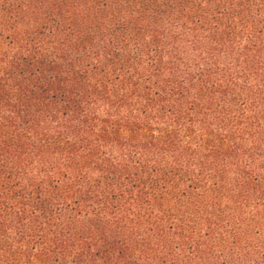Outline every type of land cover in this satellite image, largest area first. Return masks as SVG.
I'll return each mask as SVG.
<instances>
[{
    "label": "trees",
    "instance_id": "1",
    "mask_svg": "<svg viewBox=\"0 0 264 264\" xmlns=\"http://www.w3.org/2000/svg\"><path fill=\"white\" fill-rule=\"evenodd\" d=\"M0 264H264V0H0Z\"/></svg>",
    "mask_w": 264,
    "mask_h": 264
}]
</instances>
